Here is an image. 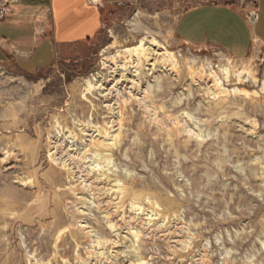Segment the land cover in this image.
<instances>
[{"label": "rangeland", "instance_id": "obj_1", "mask_svg": "<svg viewBox=\"0 0 264 264\" xmlns=\"http://www.w3.org/2000/svg\"><path fill=\"white\" fill-rule=\"evenodd\" d=\"M259 2L141 0L50 69L0 65V264H264V42L240 59L175 34Z\"/></svg>", "mask_w": 264, "mask_h": 264}, {"label": "crops", "instance_id": "obj_2", "mask_svg": "<svg viewBox=\"0 0 264 264\" xmlns=\"http://www.w3.org/2000/svg\"><path fill=\"white\" fill-rule=\"evenodd\" d=\"M141 0H0L9 12L0 20V65L22 73L50 69L59 55L90 45L103 28L107 11L135 5ZM260 20L252 27L238 7L211 4L192 8L177 22L175 34L184 44L198 49H217L246 59L256 41L264 42V0L258 3ZM45 31V34H41Z\"/></svg>", "mask_w": 264, "mask_h": 264}, {"label": "bare ground", "instance_id": "obj_3", "mask_svg": "<svg viewBox=\"0 0 264 264\" xmlns=\"http://www.w3.org/2000/svg\"><path fill=\"white\" fill-rule=\"evenodd\" d=\"M149 41V40H148ZM144 43V42H143ZM142 43V45H141V47H142V49H143V55H145V57L149 60V61H154V63H155V60L157 61V58L159 57H163V55H165V54H161L160 52L161 51H163V50H165L166 51V49H163L162 48V46H160V44L159 43H157L156 42V40H152L151 42H146L147 44H149V47L146 49L145 48V46L147 45L146 43H144L143 44ZM166 54H167V52H165ZM166 56V55H165ZM159 60V59H158ZM148 61V62H149ZM152 67V66H151ZM223 74H224V76L226 77V79H228L231 75V73H229V71L228 70H224L223 72H222ZM241 76V75H240ZM133 82V81H132ZM216 82L218 83V85L219 86H222V84H223V81L222 80H220V79H217L216 80ZM215 83V82H214ZM214 85H216V84H214Z\"/></svg>", "mask_w": 264, "mask_h": 264}, {"label": "built area", "instance_id": "obj_4", "mask_svg": "<svg viewBox=\"0 0 264 264\" xmlns=\"http://www.w3.org/2000/svg\"><path fill=\"white\" fill-rule=\"evenodd\" d=\"M88 2L91 5L101 6L99 0H88ZM8 12L9 9L7 4H5L3 7H0V20H4ZM246 20L249 23V25H251L252 27H256L260 20V16L257 10L247 13ZM41 34L44 35L45 31H42Z\"/></svg>", "mask_w": 264, "mask_h": 264}, {"label": "trees", "instance_id": "obj_5", "mask_svg": "<svg viewBox=\"0 0 264 264\" xmlns=\"http://www.w3.org/2000/svg\"><path fill=\"white\" fill-rule=\"evenodd\" d=\"M257 7H258V5H257Z\"/></svg>", "mask_w": 264, "mask_h": 264}]
</instances>
